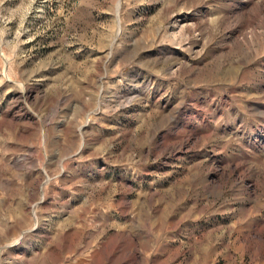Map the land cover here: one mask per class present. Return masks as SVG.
Wrapping results in <instances>:
<instances>
[{
    "label": "rangeland",
    "instance_id": "rangeland-1",
    "mask_svg": "<svg viewBox=\"0 0 264 264\" xmlns=\"http://www.w3.org/2000/svg\"><path fill=\"white\" fill-rule=\"evenodd\" d=\"M0 264H264V0H0Z\"/></svg>",
    "mask_w": 264,
    "mask_h": 264
}]
</instances>
